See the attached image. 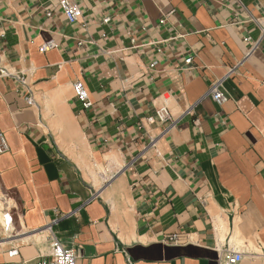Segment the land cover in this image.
Wrapping results in <instances>:
<instances>
[{"label":"crops","instance_id":"1","mask_svg":"<svg viewBox=\"0 0 264 264\" xmlns=\"http://www.w3.org/2000/svg\"><path fill=\"white\" fill-rule=\"evenodd\" d=\"M59 1L0 0V264H264V0Z\"/></svg>","mask_w":264,"mask_h":264},{"label":"built area","instance_id":"2","mask_svg":"<svg viewBox=\"0 0 264 264\" xmlns=\"http://www.w3.org/2000/svg\"><path fill=\"white\" fill-rule=\"evenodd\" d=\"M80 0H60L58 7L65 16L66 20L70 24H75L79 22L82 18V11L80 8ZM50 16V14H48ZM48 48H41L42 52H45ZM187 63H190L191 60H187ZM4 76H9L5 71L1 72ZM222 81L214 83L209 89V96L215 104L218 106H223L228 102V96L222 91ZM73 92L75 98L83 105L85 110H89L92 107V103L89 99L87 90L85 89L82 82H76L73 85ZM148 122L154 124L160 122L163 124H169L170 127H173L176 121L173 119V116L166 104L158 108L153 117L148 119ZM8 151L7 142L0 130V155ZM12 224V219L6 215L4 218V229L8 231ZM16 252H13L15 254ZM243 261V254L241 252H236L233 250H228L222 260L221 264H241ZM78 255L75 250L66 248L57 238L53 237L51 241V252H50V261L48 264H77Z\"/></svg>","mask_w":264,"mask_h":264},{"label":"bare ground","instance_id":"3","mask_svg":"<svg viewBox=\"0 0 264 264\" xmlns=\"http://www.w3.org/2000/svg\"><path fill=\"white\" fill-rule=\"evenodd\" d=\"M5 215V214H4ZM4 225V224H3Z\"/></svg>","mask_w":264,"mask_h":264}]
</instances>
